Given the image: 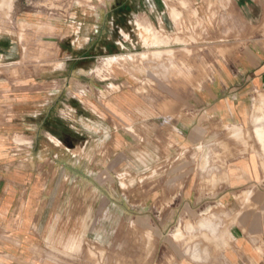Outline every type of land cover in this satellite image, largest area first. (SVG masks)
Here are the masks:
<instances>
[{"label": "crops", "instance_id": "crops-1", "mask_svg": "<svg viewBox=\"0 0 264 264\" xmlns=\"http://www.w3.org/2000/svg\"><path fill=\"white\" fill-rule=\"evenodd\" d=\"M200 1L232 17L211 74L206 55L205 71L201 57L200 72L150 102L105 70L90 117L72 105L67 124L60 99L91 94L76 81L98 69L81 68L91 56L30 70L0 34V264H264V0ZM126 136L142 177L132 184L114 157L130 150Z\"/></svg>", "mask_w": 264, "mask_h": 264}, {"label": "rangeland", "instance_id": "rangeland-1", "mask_svg": "<svg viewBox=\"0 0 264 264\" xmlns=\"http://www.w3.org/2000/svg\"><path fill=\"white\" fill-rule=\"evenodd\" d=\"M201 3L204 1L0 0V34L12 36L17 43L16 55L21 63L33 62L32 65L28 64L30 70L31 66L34 70L37 67L43 72L56 67L58 53L71 54L73 58L80 55L91 56L90 64L82 65L81 68H98L96 72L91 76L76 78L82 86H89L91 94L87 88H82L71 96L72 88H65L63 98L60 99L66 105L64 120L67 124L72 123V112H69L70 116L67 114V108L72 105L80 107L82 115L90 117L89 108L97 103V97L105 94V76L100 74L105 70L111 72L114 84L125 82L126 85L121 90L148 97L150 102L154 98H168L170 87L175 81L179 82V77L187 74L194 77L200 72L201 57L205 71L206 55L208 72L211 74L217 55H222L218 51L216 40L228 38V35L220 34L218 29L226 19L232 20V17H218L217 11H200ZM93 11L101 13L96 28H92L96 24L93 21ZM106 11L110 13L107 16ZM202 41L208 47H201ZM109 56L113 57L105 62L107 66L114 63L110 69L103 62ZM116 61L118 62L115 63ZM66 71H72V68L69 67ZM57 123L61 124L60 121ZM84 129L85 125L82 126V138L87 132ZM66 137L71 139L68 134ZM126 138L131 143L130 150L126 155L119 153L117 156L114 154V157L125 159L129 174L124 177V181L132 184L139 179L142 181V177L135 174L136 141L128 136ZM92 148L89 143L85 144L86 157L90 155ZM70 151L71 149L65 152L64 166L68 168L74 166L69 156L72 153ZM95 155L92 151V158ZM85 159L75 166L87 169L89 160ZM92 182L98 183L99 180Z\"/></svg>", "mask_w": 264, "mask_h": 264}, {"label": "bare ground", "instance_id": "bare-ground-1", "mask_svg": "<svg viewBox=\"0 0 264 264\" xmlns=\"http://www.w3.org/2000/svg\"><path fill=\"white\" fill-rule=\"evenodd\" d=\"M174 13V12H173ZM177 15V14H176ZM146 29V28H145ZM148 31H149V29H148ZM151 33V32H150ZM152 35V34H151ZM155 36H156V33H155ZM154 36V37H155ZM152 37V36H151ZM153 38V37H152ZM156 38V37H155ZM155 38H153V39H155ZM152 40V39H151ZM159 40V39H158ZM157 41V40H156ZM154 42H155V40H154ZM153 42V43H154ZM165 42H166V40H165ZM145 43H147V41L145 42ZM161 43H163V41H161ZM161 43H159V44H161ZM169 43V42H168ZM165 44V43H164ZM259 134H263V132H260Z\"/></svg>", "mask_w": 264, "mask_h": 264}]
</instances>
